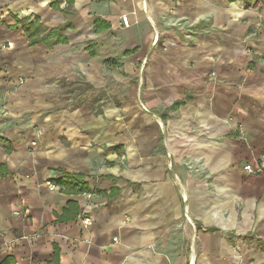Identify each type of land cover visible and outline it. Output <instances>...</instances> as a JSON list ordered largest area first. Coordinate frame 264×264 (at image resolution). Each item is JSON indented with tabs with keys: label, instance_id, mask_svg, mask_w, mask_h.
<instances>
[{
	"label": "crops",
	"instance_id": "crops-1",
	"mask_svg": "<svg viewBox=\"0 0 264 264\" xmlns=\"http://www.w3.org/2000/svg\"><path fill=\"white\" fill-rule=\"evenodd\" d=\"M261 155L264 0H0V264H264Z\"/></svg>",
	"mask_w": 264,
	"mask_h": 264
},
{
	"label": "trees",
	"instance_id": "trees-1",
	"mask_svg": "<svg viewBox=\"0 0 264 264\" xmlns=\"http://www.w3.org/2000/svg\"><path fill=\"white\" fill-rule=\"evenodd\" d=\"M74 0H68L69 4H72ZM230 2H234L236 0H229ZM257 0H244V6L245 8L252 7L254 3H256ZM53 7L57 8L59 10V7L56 6V4H52ZM18 23L23 28L26 36L29 38V44L30 46L37 45L41 42H44L49 47H53L54 45L58 44H66L68 43L67 38L64 35V32L67 25H63L57 28H52L46 32V29L43 28L42 25L39 23H33L29 20H19ZM96 25L97 31H101L104 28H108V25L103 22V20L96 18L94 21ZM179 104H174L172 106V109H176ZM167 115V114H165ZM164 115V118L166 117ZM52 183L63 186L66 188V190L69 193L72 194H82L84 192H88V187L83 181V177L79 174H65L61 179L58 180H52ZM55 253L54 258L52 262L49 264H58L59 262V252L57 247H55ZM3 264H14V260L12 258H7Z\"/></svg>",
	"mask_w": 264,
	"mask_h": 264
},
{
	"label": "built area",
	"instance_id": "built-area-1",
	"mask_svg": "<svg viewBox=\"0 0 264 264\" xmlns=\"http://www.w3.org/2000/svg\"><path fill=\"white\" fill-rule=\"evenodd\" d=\"M121 20L125 27L129 26V17L127 15H123L121 17ZM144 109L146 108L144 107ZM2 112L5 115L8 114V111L6 109H3ZM241 137L245 138L243 131H242ZM243 171L248 174H264V155H261L260 157H258L254 162H250L246 164L245 166H243ZM46 185L51 191L59 190V187L52 183L48 182L46 183ZM16 215H18V213H16ZM83 222L85 226H88L91 223V218L85 217L83 219Z\"/></svg>",
	"mask_w": 264,
	"mask_h": 264
},
{
	"label": "rangeland",
	"instance_id": "rangeland-1",
	"mask_svg": "<svg viewBox=\"0 0 264 264\" xmlns=\"http://www.w3.org/2000/svg\"><path fill=\"white\" fill-rule=\"evenodd\" d=\"M118 72H119V71H118ZM118 74H119V73H118ZM118 87H119V85H118ZM119 90H120V89H118V91H119ZM102 96H103V95H102ZM101 101H102V99H101ZM236 251L239 252L238 249H236ZM192 264H193V263H192ZM196 264H197V263H196Z\"/></svg>",
	"mask_w": 264,
	"mask_h": 264
}]
</instances>
